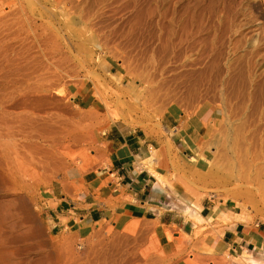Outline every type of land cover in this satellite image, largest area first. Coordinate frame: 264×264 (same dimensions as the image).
Returning <instances> with one entry per match:
<instances>
[{"label":"rangeland","instance_id":"rangeland-1","mask_svg":"<svg viewBox=\"0 0 264 264\" xmlns=\"http://www.w3.org/2000/svg\"><path fill=\"white\" fill-rule=\"evenodd\" d=\"M114 125L166 137L140 162L186 264H264V245L215 251L222 226L264 230V0H0V264H178L156 220L43 216L42 190L102 165Z\"/></svg>","mask_w":264,"mask_h":264},{"label":"crops","instance_id":"crops-1","mask_svg":"<svg viewBox=\"0 0 264 264\" xmlns=\"http://www.w3.org/2000/svg\"><path fill=\"white\" fill-rule=\"evenodd\" d=\"M173 123L168 120L166 124L175 126ZM175 134L179 135L178 129ZM165 139L162 134L151 137L141 129L112 126L102 137V165L88 170L73 166L42 190L40 204L51 231L82 232L99 226L98 223L123 227L132 220H156L162 248L168 254H177L175 262L186 264L183 254L176 249L178 241L168 236L174 226L181 228L183 222L179 214L164 208V194L169 191L153 180L140 162L148 159L153 149L160 148ZM162 169L157 167V173L164 175ZM185 229L186 234L194 231L190 226ZM220 230L225 234L215 240L217 255L232 253L234 247L243 248L251 243L264 245V230L250 224L236 222Z\"/></svg>","mask_w":264,"mask_h":264},{"label":"built area","instance_id":"built-area-1","mask_svg":"<svg viewBox=\"0 0 264 264\" xmlns=\"http://www.w3.org/2000/svg\"><path fill=\"white\" fill-rule=\"evenodd\" d=\"M78 248L82 249L83 248V244L81 242L78 243Z\"/></svg>","mask_w":264,"mask_h":264},{"label":"bare ground","instance_id":"bare-ground-1","mask_svg":"<svg viewBox=\"0 0 264 264\" xmlns=\"http://www.w3.org/2000/svg\"><path fill=\"white\" fill-rule=\"evenodd\" d=\"M84 1V0H83Z\"/></svg>","mask_w":264,"mask_h":264}]
</instances>
